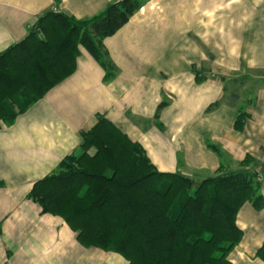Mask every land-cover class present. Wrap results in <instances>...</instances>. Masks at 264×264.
Listing matches in <instances>:
<instances>
[{
    "label": "crops",
    "instance_id": "obj_1",
    "mask_svg": "<svg viewBox=\"0 0 264 264\" xmlns=\"http://www.w3.org/2000/svg\"><path fill=\"white\" fill-rule=\"evenodd\" d=\"M111 1L0 0V53L49 11L86 19ZM103 45L117 68L113 81L104 83L101 66L81 49L70 77L0 128V264H127L81 246L62 218L27 198L97 115L138 142L159 172L201 180L220 166L248 170L264 197V0H147ZM241 112L247 118L236 129ZM245 157L252 162L242 166ZM236 222L243 235L230 264H264L256 256L264 206L244 203Z\"/></svg>",
    "mask_w": 264,
    "mask_h": 264
},
{
    "label": "trees",
    "instance_id": "obj_2",
    "mask_svg": "<svg viewBox=\"0 0 264 264\" xmlns=\"http://www.w3.org/2000/svg\"><path fill=\"white\" fill-rule=\"evenodd\" d=\"M146 1L113 0L86 19L43 14L23 39L0 53V128L70 77L81 49L101 66L104 83L113 81L117 68L103 40ZM246 118L241 112L235 128ZM207 146L221 156L218 146ZM250 162L245 157L241 164ZM260 185L256 173L224 166L201 180L159 172L138 142L97 115L77 148L54 173L35 181L27 198L43 214L62 218L81 246L118 254L127 264H230L228 256L243 235L237 213L246 202L263 208ZM256 256L264 262V243Z\"/></svg>",
    "mask_w": 264,
    "mask_h": 264
},
{
    "label": "rangeland",
    "instance_id": "obj_3",
    "mask_svg": "<svg viewBox=\"0 0 264 264\" xmlns=\"http://www.w3.org/2000/svg\"><path fill=\"white\" fill-rule=\"evenodd\" d=\"M258 72H256V74H257ZM249 78L251 77L252 79H254L256 76L255 75H253V74H249V76H248Z\"/></svg>",
    "mask_w": 264,
    "mask_h": 264
}]
</instances>
